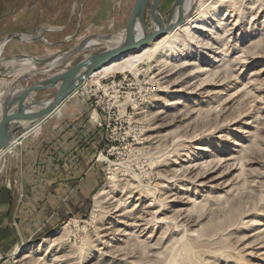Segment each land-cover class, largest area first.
Here are the masks:
<instances>
[{
    "label": "rangeland",
    "instance_id": "374dc122",
    "mask_svg": "<svg viewBox=\"0 0 264 264\" xmlns=\"http://www.w3.org/2000/svg\"><path fill=\"white\" fill-rule=\"evenodd\" d=\"M173 1L161 0L160 16ZM79 2L0 0V38L33 35L68 21L63 29L44 31L49 41L63 39L76 29ZM230 2L220 9L235 22L228 55L208 63V72L174 87L151 68L137 76L127 70L88 77L70 97L72 106L48 121L56 131L63 120L82 119L105 136L93 156L98 179L89 194L81 184L75 193L41 191L42 184L57 180L49 172L38 174L54 167L42 146L58 143L43 141V125L28 135L32 147L23 140L2 155L0 264H37L35 258L20 259L44 238L57 246L49 259L59 256L62 264H264V48L248 50L264 38V0ZM133 3L84 0L74 40L57 48L36 42L22 50L46 54L87 36L116 35L126 27ZM9 47L2 56L18 51ZM104 48L100 43L83 49L58 71ZM236 56L245 61L233 63ZM10 78L1 75L0 86ZM256 89L263 92L253 98ZM57 195L68 204L51 200ZM40 197L47 201L39 205ZM154 209L160 212L155 218Z\"/></svg>",
    "mask_w": 264,
    "mask_h": 264
},
{
    "label": "water",
    "instance_id": "95a60500",
    "mask_svg": "<svg viewBox=\"0 0 264 264\" xmlns=\"http://www.w3.org/2000/svg\"><path fill=\"white\" fill-rule=\"evenodd\" d=\"M184 0H174L165 16L170 22L175 11H180ZM80 0L77 7V26L75 31L58 41H49L44 36V31L63 29L68 21L61 27H40L33 34L21 32L8 33L0 38V76L7 75L15 69L28 65L26 73H21L9 82L2 93L0 101V152L16 140L22 142L25 133L34 125L44 122L64 104L73 92L100 66L113 58L143 44L150 42L156 36L168 31L176 23L163 24L158 12L161 0H134L126 27L116 35H122V41L117 45L108 46L101 51L93 52L76 62L73 66L58 71V68L71 56L88 48L91 39L103 37L110 39L116 35L87 36L81 41L70 46L57 49L46 54L17 53L2 56L8 41L16 39L22 43L40 42L47 47L57 48L65 42L74 40L80 30L82 21V5ZM149 6V19H146V10ZM156 25L155 29L151 27ZM137 32L141 35L137 37ZM103 44V42H102ZM38 77V78H37ZM37 78L32 83L29 80ZM55 91L50 97L38 98L44 92Z\"/></svg>",
    "mask_w": 264,
    "mask_h": 264
},
{
    "label": "bare ground",
    "instance_id": "6f19581e",
    "mask_svg": "<svg viewBox=\"0 0 264 264\" xmlns=\"http://www.w3.org/2000/svg\"><path fill=\"white\" fill-rule=\"evenodd\" d=\"M230 1L231 0H184L180 11H175L170 22L166 20L165 17H160L163 24H167L168 22L176 23L171 29L156 36L150 42L113 58L100 66L89 77L98 75L101 77L107 73H120L127 70L137 76L142 72L150 71L151 68L156 71L157 75H161L165 79L171 81L173 87L179 86L189 79L197 78L210 70L208 63L212 61L218 62L228 55V47L230 46V42H232L235 22L232 23L229 21L230 19L227 20L226 14L220 15V9L230 4ZM155 27L156 25L154 24L151 28L155 29ZM140 35L141 33L137 32L136 36L139 37ZM100 38L101 39H91L87 43V46L91 47L102 42L108 44V46H112L122 41V35L120 34L115 37H110V39ZM253 41V45H251L248 50H254L258 45H261L262 49L264 48V38L259 37ZM249 56V58L255 59L254 55ZM201 60H203L204 63L207 62V64L202 65L203 63L201 64ZM244 61L245 59L242 56H236L232 62L240 64ZM143 64L146 65V67H144ZM172 78L177 79L171 80ZM261 92H263V90L256 89L255 93H253V98L259 97ZM176 103H178V101L171 102L172 105ZM60 113L61 112H59V115ZM39 128L40 126L38 124L34 125L25 133L24 137L30 134H36ZM19 143L20 142L15 139L12 140L6 149L0 152V158L4 153L13 152V147ZM103 189L104 187L102 186L99 189V193H102ZM148 206H150V204H148ZM159 213V210L154 209L151 215L155 218ZM50 240L44 238L37 244L29 246L20 260L35 258L37 264H62L63 259H60L59 256L56 259L54 257L53 260L49 259V252L57 247L53 242L51 243ZM38 253L40 254L39 256L37 255Z\"/></svg>",
    "mask_w": 264,
    "mask_h": 264
},
{
    "label": "crops",
    "instance_id": "0c3cea01",
    "mask_svg": "<svg viewBox=\"0 0 264 264\" xmlns=\"http://www.w3.org/2000/svg\"><path fill=\"white\" fill-rule=\"evenodd\" d=\"M33 43H36V42H33ZM33 43H22L16 39H12V40L8 41L7 44H8V46H10L9 50H14L17 48L18 51L13 52L14 54H17V53L28 54L27 52H24V49L22 50V48H24V46H26V45H31ZM18 48H21V49H18ZM13 53H11V54L13 55ZM1 68H3V66H1ZM26 71H27V68H26V70L19 71L16 74V76L7 74V76H9V77L11 76L7 85L15 77H17L21 73H26ZM32 82L28 81L26 83H32ZM7 85L5 86V88L0 86V90L2 91V93L6 89ZM2 93H1L0 97H2ZM44 93H42V94H44ZM42 94H40L38 96V98H40V96ZM70 97H72V96H70ZM70 97L64 104H62L60 106V109L64 106H68L69 108L72 106V105L69 106L70 105ZM68 102H69V104H68ZM54 115L55 114H53V116L46 118L45 121L41 124L44 126L43 130L45 129V131L43 132V136L41 137L43 139V141H47L48 138H51V139L54 138L53 137L54 135H57V138H58V140H57L58 145L57 146H55L53 148L50 146H47V144L42 146L43 147L42 150H45L47 152L50 151L49 152L50 153L49 159H51V161L49 162V164L53 165L54 167H52L51 170H48V168H47V170L45 171V169H44V170H42V172L39 170L38 174L45 175V174H48V172H49L51 175L55 176L57 178V180L54 179L55 181L54 180L51 181L49 187L44 186V184H42L43 186L41 188V191L48 190L50 192L51 191L54 192V189H55V191H59L60 193L61 192L75 193L77 189H80L79 185L81 184V186H82L81 191L89 194L90 186L92 184L91 182H95L96 179H98V178H96V177H98V174H97V168L95 167L94 161L91 162V156H92L91 154H93V153L91 152L90 147L88 146L86 148L82 145H83V142H85V140L87 139V137L84 135L86 133V131L87 132L92 131L95 133L94 130H96V127L94 125H89L88 122L82 121V119H80V120L76 119L77 122L76 121L74 122V120H72V121L63 120V121H61L62 124L59 126V128H61V129L55 131L53 129L54 126L49 127V124H48V121H51L52 118L54 117ZM70 124H71V128L70 129L67 128L68 130L64 132V135H61L62 129L66 126H70ZM76 128H78V130H76ZM97 133L100 134L99 132H97ZM58 134H60V135H58ZM69 135H71V136L75 135V137L80 136V138L82 140L80 142L81 146L79 144H77V142L75 141V138L69 140L68 145L71 144V146H72V144H73V146H72V150H71L72 152L71 151H70L71 153L69 152L71 158H70V160L66 161L67 158L69 157V154H67V152L70 149V147L68 148L66 138L69 137ZM31 142H32V140H30L29 137L27 136L24 139L22 144H24L25 147H27V146L32 147L33 143H31ZM51 148H52V150H51ZM65 165H67L68 167H66ZM90 175H91V177H90ZM81 176H84V177H81ZM74 178H78L77 179L78 183L76 186H75V182H77V180L75 181ZM36 186H38V184H36ZM75 188H77V189H75ZM85 189L87 192H85ZM60 196L61 195H59V197H58V195H57V198H52V197H54V196H52L51 200L56 202L58 199L60 200ZM73 197H74V195L71 198L73 199ZM36 200L38 201L39 205L41 204V202L44 203L47 201V199H45V197H40L39 199L36 198ZM60 201L63 202V205H65V203L68 204L67 202H65V198H62ZM73 201H74V199H73ZM60 203H58V204H60Z\"/></svg>",
    "mask_w": 264,
    "mask_h": 264
},
{
    "label": "trees",
    "instance_id": "16d2710c",
    "mask_svg": "<svg viewBox=\"0 0 264 264\" xmlns=\"http://www.w3.org/2000/svg\"><path fill=\"white\" fill-rule=\"evenodd\" d=\"M80 120V119H79ZM78 120V121H79ZM75 121H76V119H75ZM74 121V122H75ZM83 121V120H82ZM77 122V121H76ZM70 129L71 128V124H70V126H66V127H64L63 129H62V134L61 135H64V132L65 131H67L68 129ZM59 129H61V128H58V129H56V130H59ZM76 130H78V128H76ZM58 135H60V134H58ZM86 137H87V139L85 140V142H83V145L82 146H84V147H90V149H91V152L93 153V154H91L92 156H91V162H93V156H94V154L96 153V151H98V150H101L102 149V147L104 146V144H105V142H104V138H105V136H103L101 133L100 134H98L96 131H95V133L94 132H87L86 131V133L84 134ZM54 138H57V135H54L53 136ZM73 138H75V141L77 142V144H79L80 146H81V138H80V136H76L75 137V135H73V136H71V135H69V137H67L66 138V142H67V145H68V143H69V140H71V139H73ZM57 140H58V138H57ZM73 143V142H72ZM58 145V143L57 144H55L54 145V147L55 146H57ZM48 146V145H47ZM51 146V145H50ZM69 146H70V149L69 150H72V146H73V144H72V146H71V144H69ZM69 146H68V148H69Z\"/></svg>",
    "mask_w": 264,
    "mask_h": 264
},
{
    "label": "built area",
    "instance_id": "2783aa9c",
    "mask_svg": "<svg viewBox=\"0 0 264 264\" xmlns=\"http://www.w3.org/2000/svg\"><path fill=\"white\" fill-rule=\"evenodd\" d=\"M77 89H78V88H77ZM77 89L73 92V94H75V92L77 91ZM73 94H72V95H73ZM59 109H60V108H59ZM59 109H57L56 111H58ZM56 111H55V113H56ZM55 113H54V114H55ZM44 121H45V120H44ZM42 123H43V122H42ZM42 123H40V124H38V125L41 127V124H42ZM98 125H100V123H98ZM98 154H99V153H98Z\"/></svg>",
    "mask_w": 264,
    "mask_h": 264
},
{
    "label": "flooded vegetation",
    "instance_id": "af4514ba",
    "mask_svg": "<svg viewBox=\"0 0 264 264\" xmlns=\"http://www.w3.org/2000/svg\"><path fill=\"white\" fill-rule=\"evenodd\" d=\"M148 10V11H147ZM147 10H146V12H148V14H149V6H147Z\"/></svg>",
    "mask_w": 264,
    "mask_h": 264
}]
</instances>
